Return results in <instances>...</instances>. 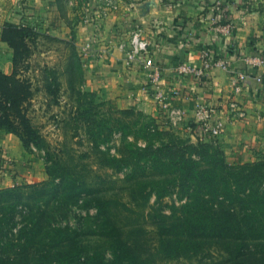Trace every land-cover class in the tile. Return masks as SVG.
Wrapping results in <instances>:
<instances>
[{
    "label": "crops",
    "instance_id": "0c3cea01",
    "mask_svg": "<svg viewBox=\"0 0 264 264\" xmlns=\"http://www.w3.org/2000/svg\"><path fill=\"white\" fill-rule=\"evenodd\" d=\"M223 3L229 35L210 22L209 8ZM29 26L47 36L74 43L83 59L85 90L115 109H133L163 124V110L154 102L158 91L186 113L188 122L200 118V108L211 106L214 121L224 131L214 139L196 138L184 127L175 130L191 141H213L226 162L247 164L264 158V68H244L242 58L264 54V0H186L168 7L165 0H0V72L13 70L11 49L3 27ZM140 30L149 42L147 58L127 65L131 34ZM227 61L226 69L202 78L177 74V64L203 65V52ZM157 70V72L155 71ZM246 80L233 94L234 72ZM237 100L246 117L229 121L226 107ZM47 180L41 160L26 150L14 133H0V190Z\"/></svg>",
    "mask_w": 264,
    "mask_h": 264
},
{
    "label": "trees",
    "instance_id": "16d2710c",
    "mask_svg": "<svg viewBox=\"0 0 264 264\" xmlns=\"http://www.w3.org/2000/svg\"><path fill=\"white\" fill-rule=\"evenodd\" d=\"M165 2L167 1L165 0ZM214 15L217 19L219 14L215 11ZM219 23L225 24L226 21L219 19ZM9 31H19L25 39L29 38L34 32L33 28L29 26L18 27L5 24L3 38L9 46H11L7 35ZM50 39L58 41L69 48L70 55L66 59L65 69L63 70L64 75L67 76V89L71 95L77 94L79 106L90 105L89 108L81 109L82 111H79L78 108L77 115L80 116H76L74 119L88 130L86 134L91 142L92 156L98 158L97 164L100 169L116 173L117 177L114 183L124 184L127 178L134 179L135 173L139 172L140 169L149 168L151 171L155 170L157 175L154 183L158 184L157 188L161 192L158 198L164 197L168 191L170 193L174 187H177L179 191L185 193L191 199L185 217H177L175 221L170 218L168 222L165 221L158 226L161 248L164 245H170V242L180 243L188 233L189 226L194 227L197 225L194 221L195 211H193L196 205L213 208L215 203L212 200L216 197L221 205L227 207L225 215L229 217L224 218L222 221L213 218L207 219L194 227L196 231L206 235L207 238L216 237L222 230L230 229L240 233L243 237L246 235L251 236V234L257 232L259 226H256L258 220L254 216L253 198L255 197V191H258L264 198V158L258 162L247 163L244 166H231L226 163L224 153L220 149L215 151L204 145L194 146L185 142H182L180 146L176 142L172 144H152L157 133L155 126H152L153 124L156 125L157 121L153 118L147 117L148 121L143 122L139 129H132L131 124L126 125V122L122 120L123 116L132 114L131 110L114 111L108 109L107 116H101L96 112L91 113L93 107L97 106L96 103H92L90 100L83 101L81 96L87 97L93 94L83 91L81 88L78 90L75 88L76 83L77 85L80 84V87L85 85L82 56L76 52L73 42L55 37H50ZM11 59L13 64L12 73L3 75L0 72V76L6 79L15 75L14 69L17 63L14 54H11ZM44 67L41 71L43 79L40 81V89H43L47 95L54 98V102L58 104L61 83L55 70H51L47 66ZM29 84L27 83L26 86L24 83L25 86L21 84L20 87L29 88ZM33 95V92H28L26 95H24V92H17L14 94L16 98H9L10 100L5 101V104L7 103L9 106L5 107L3 105L0 107V109H3V115L0 116V133L16 134L26 149L29 146H34L38 150H44L42 159L46 164L48 178L40 186H33L31 191H28V188L24 186L0 190V199L8 201L7 208L0 207V211L5 215L4 220L0 218V229L6 226L7 232L12 228L9 226L13 222L20 204L29 207L32 202L36 205L34 210L30 208L28 211L31 223L30 227L25 228L23 237L19 238V240L24 238L22 245H19L20 248L12 254H0V264H52L55 262L73 264L82 255V247L77 239V232L68 226L50 228L49 223L45 222L47 214L60 213L63 217H66L72 207H76L80 203H89L94 207L98 218L106 219L105 230L110 229L113 231L114 229L116 230L114 231L115 234L120 235L121 232L117 230L121 225L122 230L125 227H131L143 215L142 206L137 209L139 208L137 205L128 206L123 202H117L109 193L110 187H104L105 184L102 180L99 183L100 187L95 186L89 178L91 176L89 164L84 161V158H89L88 154L84 153L81 157L75 156L76 160L62 155L59 151L58 153H52L47 150L49 144L43 136L38 134V131L30 122L23 123L20 120L21 116L28 111L26 105L30 104L28 101L32 99ZM24 101L26 102L25 107H21ZM129 134L134 137L133 142L126 140ZM114 135H118L120 142L119 145H114L111 148L114 152L110 153V147L105 149L106 151L101 150L100 147L107 146L109 142H112ZM140 138L145 141V145L139 146L137 144V140ZM28 151L30 150L28 149ZM67 154L70 153L67 152ZM195 156H197V159ZM128 170H132V172H129L130 176L125 174ZM140 176H137L138 181L135 182L138 185L143 183ZM255 187L257 189H254ZM188 191L190 194L186 193ZM145 195L148 196L149 193H145ZM43 201V207L50 205V213L40 209V203ZM157 205L155 201L153 205L148 206V214L156 210ZM250 208L253 210H250ZM159 209L162 213V209ZM262 212H264V207ZM209 213L214 212L209 211ZM0 235L7 237L5 233ZM42 238L48 240V243L42 241ZM197 238L199 237H195L194 242L198 247H201L203 243ZM128 239L115 243L130 249L129 246L132 245V242H128ZM166 242L167 244H165ZM35 244H41V246ZM133 244L138 248L144 246V243L142 245L140 240ZM230 244L231 242L228 241L227 245ZM242 246L243 244H241L240 250L244 252ZM58 252H62V254ZM239 256H243V253ZM262 263H264L263 260ZM109 264H122V262L118 260ZM135 264L149 263L146 262V259H138ZM241 264L243 263L241 262Z\"/></svg>",
    "mask_w": 264,
    "mask_h": 264
},
{
    "label": "rangeland",
    "instance_id": "374dc122",
    "mask_svg": "<svg viewBox=\"0 0 264 264\" xmlns=\"http://www.w3.org/2000/svg\"><path fill=\"white\" fill-rule=\"evenodd\" d=\"M33 30L34 32L26 39L22 37V33L19 31H9L7 34L12 46H10V52L15 55L17 64L14 69V76L8 79L0 76V107L3 105L8 107L9 105L5 104V101L9 98H14V94L17 92H24V95L28 92H33L32 99L28 101L30 104L26 105L28 111L21 116V122H30L38 131V134H41L49 144L47 150L52 153H58L59 151L62 155L75 159L76 157L83 156L84 153L88 154L89 158H84V161L89 164L88 166L91 169V176L89 178L93 181L94 185L99 186L102 180L105 184L103 185L104 187H110L109 193L117 202H123L128 206L137 205L139 206L137 209H140V206H142L141 210L143 211V215L135 221L133 226L125 227L122 230L121 228L123 227L121 225L117 230L121 232L119 235L115 234L114 231L116 230L114 229L113 231L110 229L105 230L106 219L98 218L94 207L89 203H80L78 206L72 207L66 214V217H63L60 213L51 214L50 205L43 207L44 201L41 202L40 209L46 213H50L46 215L45 219V222L49 223L50 228L68 226L77 232V239L80 241L82 247V255L73 264H109L118 260H121L122 264H135L138 259H146V262L149 264H241V262L243 264H261L262 260L264 261V212H262L264 198L258 191H255L253 200L254 216L258 220L256 226L259 227L257 228V232L251 234V236L246 235L243 237L240 233L230 229L226 231L222 230L216 237L207 238L206 235L194 229L200 222L203 223L207 219L213 218L222 221L224 218L229 217L225 215L227 207L221 205L216 197L212 200L215 203L213 208L196 205L193 211H195L194 221H196L197 225L194 227L189 226L188 233L180 243L170 242V245H168L166 242L165 244L167 245L161 248L158 226L162 225L165 221L168 222L170 218L175 221L177 217H185L191 199L185 193L179 191L177 187H174L170 193L168 191L164 197L158 198L161 192L157 188L158 184L154 183L157 175L155 170L151 171L149 168L140 169L139 172L135 173L134 179L127 178L124 184H120L119 182L114 183L117 177L116 173L100 169V166L97 164L98 158L92 156L91 142L86 134L88 130L83 128L81 123H78L74 119L76 116H80L79 114L77 115L78 108L80 109L79 111H82L81 109L89 108L90 105L79 106L77 94L71 95L67 89V76L64 75L63 70L65 69L66 59L70 55L69 48L58 41L51 40L44 33L34 28ZM67 41H71V39ZM76 52L78 53L77 49ZM44 66L55 70L61 83L58 104L54 102V98L47 95L43 89H40V81L43 79L41 71L45 68ZM24 83L26 86L27 83H30L29 88L20 87ZM75 88L76 90L79 88L83 91L85 90L84 87H80V84L77 85V83L75 84ZM92 94V96L87 97L81 96L83 101L87 102L90 100L92 103H96L97 106L93 107L91 113L96 112L101 116H107L108 109L114 111L131 110L132 114L123 116L122 120L126 122V125L131 124L130 127H133L132 129H139L143 122L148 121L147 117L152 118L133 109H115L110 103L102 101L94 93ZM25 103V101L22 102L21 107H25ZM2 110L0 109V116L3 115ZM155 124L152 125L153 127L155 126V130L157 131L153 139L154 141L152 140V144L154 145L176 142L180 146L182 142H185L194 146L204 145L215 151L219 150L213 141H191V139L175 130L176 128H171L158 122ZM131 135L129 134L126 138L129 142L135 140ZM119 144L118 135H114L112 142H109L107 146L100 147V149L106 151L105 149L109 147L111 149L114 145ZM137 144L143 146L145 145V141L140 138L137 140ZM28 149L41 160L46 173V164L42 159L44 150H38L34 146H29L26 150ZM67 152L70 154H67ZM112 152H114L113 149L110 150V153ZM195 158L197 159V156ZM226 163L231 166L246 165L236 162ZM130 171L132 172V170H128L125 174L129 175ZM139 175H141V182L143 183L138 185L135 182L138 181L137 176ZM43 182L28 184L24 187H27L28 191H31L33 186L38 187ZM254 189H257V187ZM145 193H149V195L147 196ZM186 193L190 194L189 191ZM155 201L158 204L157 209L148 214V206L153 205ZM7 206L8 201L0 199V207L7 208ZM35 207L36 205L32 202L29 204V207L25 206V204H20L16 210L13 222L10 223L9 227H12L10 231L7 232L6 226L0 229V234L5 233L7 236L0 235V254H12L20 248L19 245H22L24 238L22 240H19V238L23 237L25 228L30 227L31 223L28 211L30 208L34 210ZM159 208L162 209V213ZM250 210L253 209L250 208ZM209 211H213L214 213H209ZM4 217V213L0 211V218L4 220ZM207 233L209 232L207 231ZM195 237H199L197 240L203 243L201 247L195 244ZM127 238H129L128 242H132V245L130 244L129 246L130 249L115 243L124 241ZM138 240L141 241L142 245L144 243L143 247L138 248V246L133 244L134 242H138ZM42 241L48 243V240H44L43 238ZM228 241L231 242L230 245H227ZM241 244H243L242 249L244 252L240 250ZM35 245L41 246V244ZM56 248L58 249V247ZM58 253L62 254V252ZM242 253L243 256H239ZM255 259L257 260L255 261ZM258 261L260 262L258 263ZM52 264L65 263L55 262Z\"/></svg>",
    "mask_w": 264,
    "mask_h": 264
},
{
    "label": "built area",
    "instance_id": "2783aa9c",
    "mask_svg": "<svg viewBox=\"0 0 264 264\" xmlns=\"http://www.w3.org/2000/svg\"><path fill=\"white\" fill-rule=\"evenodd\" d=\"M166 5L172 7L176 4H181L186 0H166ZM109 2V0H105ZM222 2H215L210 8V22L215 26L216 30L229 35L232 30L230 23L220 24L219 19L224 20V10ZM217 11L218 18H215L214 12ZM149 51V42L142 36L141 31L138 29L134 31L129 39L128 48L125 55V62L127 65H131L134 62H142L145 66H153V63L147 58ZM244 68L249 67H263L264 68V54L254 53L242 58ZM229 63L222 59H215L208 51L203 52V65L201 67H193L189 64H177L175 70L177 74L182 76H191L194 78H202L207 72L226 69ZM157 72V70L155 69ZM236 78V82L233 85V94L239 93L242 84L246 80V74L244 71H233ZM176 95V91L169 89V96L165 93L158 91L154 95V102L158 107L163 110V124L171 128L184 127L191 135L196 138H211L214 139L222 134L224 131L223 125L213 120V116L216 114L215 109L211 106L200 108V118L193 123L188 122L186 113L178 107L171 105V97ZM226 118L229 121L243 120L246 117V113L238 103L237 100H230L226 107Z\"/></svg>",
    "mask_w": 264,
    "mask_h": 264
}]
</instances>
